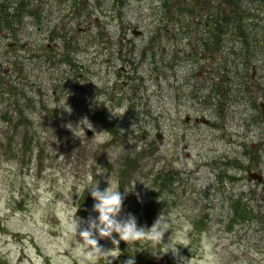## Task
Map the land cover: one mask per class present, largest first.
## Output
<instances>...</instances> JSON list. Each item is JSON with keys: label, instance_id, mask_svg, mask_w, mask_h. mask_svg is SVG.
Returning a JSON list of instances; mask_svg holds the SVG:
<instances>
[{"label": "rangeland", "instance_id": "1", "mask_svg": "<svg viewBox=\"0 0 264 264\" xmlns=\"http://www.w3.org/2000/svg\"><path fill=\"white\" fill-rule=\"evenodd\" d=\"M24 1L0 0V264H88L68 221L98 215L96 182L138 226L167 221L112 264H264L245 175L264 163V4Z\"/></svg>", "mask_w": 264, "mask_h": 264}, {"label": "clouds", "instance_id": "2", "mask_svg": "<svg viewBox=\"0 0 264 264\" xmlns=\"http://www.w3.org/2000/svg\"><path fill=\"white\" fill-rule=\"evenodd\" d=\"M66 111L71 112V109L66 108ZM76 131L78 129L74 130V132ZM108 185L107 188L100 190L96 182L94 187L88 189L94 200L92 210L98 213L95 218L90 216L86 221L74 219L75 211L68 221L69 230L74 237H76L77 229L81 223L87 225L86 228L79 231L80 241L78 243L80 252L87 258L88 264H96L100 257L104 258L105 264H112L108 257L115 259L120 255L118 247L120 241L125 242L131 251L135 249L137 242L141 241H150L154 247L156 244H161L164 232L168 230L167 221L161 216L147 230L143 226H138L137 218L132 213L121 216L125 194L119 191L118 182L115 184L108 182ZM250 220L251 218L248 219V223ZM113 233L118 236V239L113 237ZM98 238L111 240L114 246L113 249L104 250L99 245ZM170 244L171 239L168 245H164L165 252L171 250L174 256L177 255L176 246L172 247ZM124 264H135V261L129 258ZM187 264H189V261H187Z\"/></svg>", "mask_w": 264, "mask_h": 264}, {"label": "flooded vegetation", "instance_id": "3", "mask_svg": "<svg viewBox=\"0 0 264 264\" xmlns=\"http://www.w3.org/2000/svg\"><path fill=\"white\" fill-rule=\"evenodd\" d=\"M202 75H203V73H202ZM257 116L258 115H257L256 112H254V113L251 112V117L253 119H255ZM261 118L264 121V114L263 115L261 114ZM202 121L204 123H207V124L211 125V123L207 119L205 121L204 120H202ZM195 122H198V120L195 119ZM252 123H256V122L253 121ZM263 126H264V124H263ZM258 137L259 138L260 137H264V128L262 130H260V133L258 134ZM262 157L263 156H261V158ZM255 158H257V155H254V156H251V157L248 158V162H247L248 165L245 168L246 182H248V183H252L253 182L254 184L258 185L257 188L253 187L252 189H249V192L251 193V195H252V193H256L259 196L262 195L263 199H262V201H260V204H261V206H264V170H263L264 169V163H256L255 168L251 169L250 168L251 159H255ZM261 217H263V221L262 222H264V213H263V215H261ZM262 222L258 223V224H262ZM260 232L262 234H264L263 226L260 227Z\"/></svg>", "mask_w": 264, "mask_h": 264}, {"label": "trees", "instance_id": "4", "mask_svg": "<svg viewBox=\"0 0 264 264\" xmlns=\"http://www.w3.org/2000/svg\"><path fill=\"white\" fill-rule=\"evenodd\" d=\"M239 1H241V0H221V3H224L225 5H229L228 7L232 8V11H233L232 13L235 14L234 18H236L237 20L240 19L241 17H243L244 13H248V15L251 16V13H249L248 9H245L244 11L241 10V6L237 5L239 3ZM250 1L253 2L254 0H250ZM258 1H260L264 4V0H258ZM18 2H20L22 5V3H24L25 1L24 0H18ZM162 4H163L162 6L165 9V13H169L171 7H173V5H174V0H162ZM6 11H7L6 6L2 8V11H0V21H2V22H4L6 19L5 17L1 18V17H3L4 14H6ZM240 35L244 36L243 34H240ZM245 37L244 38L242 37L243 40L245 39ZM19 110H21V109H19ZM0 118L4 119V121L8 122V120L6 119L5 114L3 112L1 113ZM2 146H3V143L0 145V147H2ZM6 150L8 151L9 149L7 147H3L2 152L6 151ZM241 212H242L243 216L246 213V211H241Z\"/></svg>", "mask_w": 264, "mask_h": 264}, {"label": "water", "instance_id": "5", "mask_svg": "<svg viewBox=\"0 0 264 264\" xmlns=\"http://www.w3.org/2000/svg\"><path fill=\"white\" fill-rule=\"evenodd\" d=\"M137 34H139L138 31H137V32H136V31L133 32V35H134V36H137ZM260 107H261V109L263 110V114H264V103L260 104Z\"/></svg>", "mask_w": 264, "mask_h": 264}]
</instances>
